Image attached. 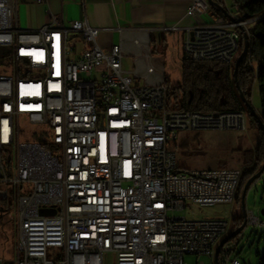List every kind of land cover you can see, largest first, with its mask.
Returning a JSON list of instances; mask_svg holds the SVG:
<instances>
[{"label":"built area","instance_id":"built-area-1","mask_svg":"<svg viewBox=\"0 0 264 264\" xmlns=\"http://www.w3.org/2000/svg\"><path fill=\"white\" fill-rule=\"evenodd\" d=\"M19 1L0 0V46L10 48L4 65L13 69L12 77L0 76V201L13 198L15 206V263L105 264L114 254L115 264H189L192 254L217 264L229 222L177 212L190 203H234L242 172L181 169L173 143L181 131H245L248 113L173 108L164 75L138 82L123 66L122 45L100 47L98 27L85 19L66 24L53 13L24 29ZM227 11L228 20L210 0H192L187 15L203 21L186 27L185 54L222 63L239 57L256 18L240 26L239 13ZM153 32L134 39L147 58ZM75 36L90 45L73 58ZM156 68L147 64V73ZM22 120L47 125L40 140L20 142ZM236 251V244L220 251L219 264H241Z\"/></svg>","mask_w":264,"mask_h":264},{"label":"rangeland","instance_id":"rangeland-1","mask_svg":"<svg viewBox=\"0 0 264 264\" xmlns=\"http://www.w3.org/2000/svg\"><path fill=\"white\" fill-rule=\"evenodd\" d=\"M227 3L229 6H232L231 0H227ZM22 14L25 24L28 22V18L24 21L27 15L24 11ZM217 14L226 20L229 19L222 12H217ZM157 39H159V42L153 48L156 46L158 50L156 53L163 63L162 65L160 63L157 64L152 59L148 62L156 65L157 71L164 70L166 80L170 81L173 87L181 85L183 74L182 62L185 54L182 32L169 33L166 41H164L163 36L161 38L158 36ZM73 46H75V51L71 55L73 58H76L79 54V45L76 46L74 43ZM125 64L132 70L137 66V61L131 56L127 58ZM0 76L12 77L13 69L8 65L0 64ZM141 81H145L144 78H141ZM251 93L250 104L256 113L261 116V96L258 81H254L252 84ZM46 128L47 125L45 124L30 123L29 121L22 120L20 142L40 140L41 132ZM189 131L180 132V137H178L179 142L183 138L182 136H187V146L185 148L180 146L177 148V158L181 164L193 170L202 169L206 165L212 168H226V166H230L240 169L242 176H246L247 173H250L256 167L261 134L258 125L252 117L248 118V128L245 131L221 129ZM196 133L198 136H196ZM226 143L234 146L230 145L226 148ZM56 153L58 155L62 154L60 151H56ZM15 159L16 155L14 154L10 164H7L9 172L11 165L15 164ZM260 168L261 165L258 167L256 173L259 172ZM248 177L247 175L246 178ZM241 198L237 201L235 200L234 203H220L213 206H200L199 204L190 203L186 209L178 211L177 214L190 219H225L229 222L230 233L236 229L243 228L242 232L237 235L236 240L228 242L226 246L237 245V251L234 255L239 258L241 264H260L261 259L264 257V225L255 226L250 223L249 214L253 213L264 222V172L247 191L245 199L246 215L242 209ZM16 239L15 206L13 198H11L7 202L0 201V264H16ZM185 261L189 264H196L199 261H205L206 264L212 263L211 257L207 255L197 256L189 254L185 256ZM105 264H115V255L106 254Z\"/></svg>","mask_w":264,"mask_h":264},{"label":"crops","instance_id":"crops-1","mask_svg":"<svg viewBox=\"0 0 264 264\" xmlns=\"http://www.w3.org/2000/svg\"><path fill=\"white\" fill-rule=\"evenodd\" d=\"M191 2L192 0H46L44 3H38L35 0H20L18 20L19 25L24 29H37L41 27L48 22L53 13H60L66 24L71 20H87L92 26L100 29L98 43L103 50L108 51L114 45H122L126 52L123 60L125 70L134 77L137 72L139 75L137 78L138 82L143 83L145 81H141V78L147 77L155 81L161 75H164V70L157 71V68L153 74H148L146 70L147 64H151L148 62L151 59L155 60L157 64L160 63L162 65L163 63L160 61L161 59L157 53L152 52L153 44H158L159 42L157 37L161 38L163 36L164 41H166L169 33L180 31L185 39L186 27L203 21V17H191L187 15ZM23 11L27 15L24 21L28 18L27 24L23 22ZM166 26H177L179 29L177 31L165 32L158 30ZM153 31H156L158 35L157 37L154 36L153 42L151 41L150 43L151 57L147 58L139 54L140 48L134 45V39L140 37L144 40L143 35L148 32L152 33ZM74 43L76 46L79 45L77 57L90 45L81 36H75ZM131 56L137 61V66L132 70L125 64L127 58ZM196 136H198L197 133ZM182 137L181 141L178 142V138L173 143L176 152L179 146L182 148L187 146V136ZM230 145L232 144L226 143V148ZM178 164L181 169L193 170L180 162ZM207 168L212 167L206 165L202 169ZM226 168L232 167L226 166Z\"/></svg>","mask_w":264,"mask_h":264},{"label":"trees","instance_id":"trees-1","mask_svg":"<svg viewBox=\"0 0 264 264\" xmlns=\"http://www.w3.org/2000/svg\"><path fill=\"white\" fill-rule=\"evenodd\" d=\"M214 1L225 8L236 10L245 18H256L250 28L248 55L237 66L238 58L231 63H222L212 60H194L184 54L182 84L173 87L170 81L166 80V83L170 88V105L173 108L201 112L247 111L249 119L252 117L258 125L261 141L258 146L257 165L250 173H247L248 178H246L247 175L241 177L237 190V201L242 197V189L249 178L258 171L260 165L261 168L264 166V131L258 120L250 113L240 94L242 92L244 98L250 102L252 84L254 81H258L261 96L260 113L264 124V0H231L232 6H229L227 0ZM245 38L243 33L242 48H244ZM9 52L10 48L0 46L1 65L6 63ZM152 52H158L156 46L152 48ZM10 160L7 159L8 165ZM236 238L237 236L229 242H234ZM260 264H264V257Z\"/></svg>","mask_w":264,"mask_h":264},{"label":"water","instance_id":"water-1","mask_svg":"<svg viewBox=\"0 0 264 264\" xmlns=\"http://www.w3.org/2000/svg\"><path fill=\"white\" fill-rule=\"evenodd\" d=\"M210 2L212 3V5L214 6V8L217 10V12H222L225 15L229 16V13L227 11V9L225 7H223L222 5H219L218 3H216L214 0H210ZM249 38L246 36L245 38V44H244V48L243 51L241 52V54L239 55L238 59H237V66H239V64L242 62V60L248 55L249 52ZM236 73V72H235ZM239 88V86H238ZM243 101L246 103L249 111L251 112V114L258 120V122L260 123L263 131H264V124L263 121L261 119V116L258 115L256 113V111L253 109V107L251 106L250 102H248L245 98L242 92H240ZM1 102V101H0ZM264 172V166L260 169V171L256 174H254L245 184L244 189H243V195H242V209L244 214L246 215V205H245V199H246V194L248 189L259 179V177L261 176V174ZM243 228H239L236 229L235 231H232L231 233H229L228 235H226L220 245L217 248V253H216V262L217 264H219V253L222 249V247L227 244L231 239H233L234 237H236L237 235H239L242 232Z\"/></svg>","mask_w":264,"mask_h":264},{"label":"bare ground","instance_id":"bare-ground-1","mask_svg":"<svg viewBox=\"0 0 264 264\" xmlns=\"http://www.w3.org/2000/svg\"><path fill=\"white\" fill-rule=\"evenodd\" d=\"M239 25L240 26H248V19L244 18L243 16H241L239 14ZM222 239H220V241H218V246L220 245ZM227 250V246L226 244L222 247L221 251H226Z\"/></svg>","mask_w":264,"mask_h":264}]
</instances>
